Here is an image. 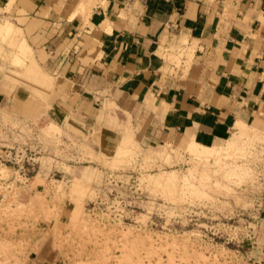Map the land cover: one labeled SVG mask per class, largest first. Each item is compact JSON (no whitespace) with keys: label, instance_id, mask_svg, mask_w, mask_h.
I'll return each mask as SVG.
<instances>
[{"label":"rangeland","instance_id":"obj_1","mask_svg":"<svg viewBox=\"0 0 264 264\" xmlns=\"http://www.w3.org/2000/svg\"><path fill=\"white\" fill-rule=\"evenodd\" d=\"M6 11L0 81L6 94L26 90L31 113L0 108V155L17 147L35 163L26 179L0 164V264H264V130L236 125L211 155L144 143L135 125L115 151L95 152L52 118L58 75ZM179 43L170 61L184 74Z\"/></svg>","mask_w":264,"mask_h":264},{"label":"crops","instance_id":"obj_2","mask_svg":"<svg viewBox=\"0 0 264 264\" xmlns=\"http://www.w3.org/2000/svg\"><path fill=\"white\" fill-rule=\"evenodd\" d=\"M78 1L0 8L58 75L52 118L92 137L95 152L115 151L135 125L144 143L203 147L229 140L236 125L264 130V0H92L84 15ZM178 43L184 74L170 61ZM5 89L0 81V108L31 113L24 88Z\"/></svg>","mask_w":264,"mask_h":264},{"label":"built area","instance_id":"obj_3","mask_svg":"<svg viewBox=\"0 0 264 264\" xmlns=\"http://www.w3.org/2000/svg\"><path fill=\"white\" fill-rule=\"evenodd\" d=\"M5 154L0 155V164H4L16 172L15 177L26 179L28 176V169H33L35 161L31 154L26 155L25 149L21 151L20 148L10 147L8 151H4ZM22 159H21V158ZM5 166V167H6ZM34 258H31L33 261Z\"/></svg>","mask_w":264,"mask_h":264},{"label":"bare ground","instance_id":"obj_4","mask_svg":"<svg viewBox=\"0 0 264 264\" xmlns=\"http://www.w3.org/2000/svg\"><path fill=\"white\" fill-rule=\"evenodd\" d=\"M86 10L87 9L85 8V4H84L83 0H80V2L78 1L74 12H79V13L82 14ZM88 12H89V10H88ZM123 136H124V134H123ZM228 142H229L228 140L224 141V143H228ZM194 145L199 146V148H201V149L208 150L211 155H218L220 152L223 151V147L222 148H218L217 145L212 146V147H203V146L198 145V144H196L194 142L186 143L185 146L184 147L182 146V147L185 148V149H190L191 150V149H194ZM153 183L156 184L154 179H153Z\"/></svg>","mask_w":264,"mask_h":264}]
</instances>
